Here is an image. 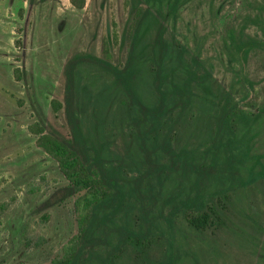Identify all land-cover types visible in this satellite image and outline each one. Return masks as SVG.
Returning <instances> with one entry per match:
<instances>
[{
  "label": "rangeland",
  "instance_id": "rangeland-1",
  "mask_svg": "<svg viewBox=\"0 0 264 264\" xmlns=\"http://www.w3.org/2000/svg\"><path fill=\"white\" fill-rule=\"evenodd\" d=\"M170 2L86 0L85 8L77 9L70 0H0V264H52L78 233L77 196L30 126L44 121L67 132L64 111L53 109L54 101H64L65 66L81 55L122 66L147 8L156 16L161 11L168 29L245 110L259 115L241 138L248 152L243 185L231 192L224 223L197 231L183 215L170 228L161 219L148 264H264V177L258 178L264 173V0H181L172 15ZM153 32L150 20L148 44ZM140 68L143 98L151 104L149 66ZM80 74L94 92L113 81L86 64ZM193 114L195 121L182 129V143L201 149L207 122L198 111ZM116 127L107 131L115 152L124 155ZM173 190L167 184L165 191ZM117 264L143 262L127 254Z\"/></svg>",
  "mask_w": 264,
  "mask_h": 264
},
{
  "label": "trees",
  "instance_id": "trees-1",
  "mask_svg": "<svg viewBox=\"0 0 264 264\" xmlns=\"http://www.w3.org/2000/svg\"><path fill=\"white\" fill-rule=\"evenodd\" d=\"M70 2L77 9L86 6V0ZM180 4L171 0V15ZM156 15L143 10L122 66L91 55L67 63L64 101L53 102L55 112L64 111L66 133L44 121L30 126L77 196L78 233L52 264H117L127 254L148 264L152 241L162 233L161 219L169 228L180 215L197 231L219 228L231 192L243 185L248 152L241 138L259 115L245 110L168 29L161 11ZM150 20L154 32L148 44ZM260 30L264 45V24ZM84 64L104 71L112 83L94 92L82 82ZM141 64L149 66L151 104L143 98ZM195 110L207 122L201 149L182 143V129L195 121ZM112 124L125 142L124 155L113 148L107 131ZM169 183L171 193L165 191Z\"/></svg>",
  "mask_w": 264,
  "mask_h": 264
}]
</instances>
